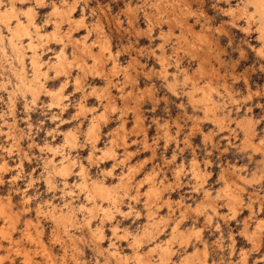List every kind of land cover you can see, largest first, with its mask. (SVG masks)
Masks as SVG:
<instances>
[{
  "label": "rangeland",
  "instance_id": "374dc122",
  "mask_svg": "<svg viewBox=\"0 0 264 264\" xmlns=\"http://www.w3.org/2000/svg\"><path fill=\"white\" fill-rule=\"evenodd\" d=\"M10 2L19 4L21 0ZM23 2L30 7L34 0ZM104 2L107 10L95 18L91 15L96 11L92 0H44L39 7H34L37 11L35 20L43 31L54 30L58 19L60 33L65 35L60 41L49 38L37 48L48 73L43 77L45 87L58 89L64 86V99L60 104L50 105L51 97L45 90L35 103L30 100L29 91H19L16 80L19 62L8 44H5V50L0 48V165L9 169L0 172V181H3L0 183V211L7 213L12 224L10 235L14 240L19 239L16 229L23 230L27 225L33 243L25 245L21 242L20 250L27 252L29 259H36L37 264H48V257L60 264H71L74 257L80 264H89L93 259L100 264H131L141 256V260L145 257L140 260L141 264H181V261L184 264H240L241 252L246 253L247 264H264V238L254 227L259 223L260 201L264 199V146L259 143V139H264V123L260 122L264 114L261 109L264 97L244 99L249 90L264 89L260 58L254 51H249L241 61L243 68L232 65L236 70L228 69L238 56L233 42L238 48L240 37L245 34L239 29L228 31L225 28L227 35L206 36V47L202 49L197 45L192 53L202 65H210L211 59L215 58L225 66V72L218 66L205 68V74H211L210 83L218 95L202 98L183 89L188 96H172L159 76L160 70L153 57L140 58L136 55L137 49H129L128 43L114 40L119 37L121 28L126 27L121 23L126 0ZM169 2L164 0L165 4ZM181 2L176 0L173 16L165 19H172L174 23L180 19ZM214 2L217 8H224L228 0ZM56 4L64 9L73 8L69 20L51 12ZM23 9L18 7L17 13L24 12ZM215 11L209 9L208 15H214ZM145 13L154 23L159 22L150 9H145ZM74 17H83L84 24L78 26ZM139 27L142 29L146 25ZM0 31L6 40L8 31L6 28ZM84 36L87 37L83 39ZM256 36L255 32L246 36L251 37L253 48L259 46ZM82 40L90 43L91 53L80 46ZM62 41L66 42L65 46ZM73 41H77V45L73 46ZM151 43L154 41L149 40L148 44ZM62 47L73 64L67 74L56 77L50 62ZM105 48L109 50L106 52ZM141 48L146 50L145 44L142 43ZM26 63L27 73L31 76L28 58ZM166 71L175 75L172 67ZM240 74L245 75L246 82L239 79ZM66 79L69 82L66 83ZM168 83L175 90L176 83ZM222 87L226 88V93L221 91ZM189 98L196 105L195 114L188 107L181 114L179 108L187 105ZM80 101L87 105V110L79 106ZM98 113L106 115L97 117L99 136L94 141L87 137V129L92 120H97L94 116ZM252 121H256L254 132ZM69 133L76 134L74 144L65 142ZM46 143L55 148H48ZM109 147L116 152L107 157L104 149ZM66 153L75 158L76 163L68 175L61 176L58 166L50 160L54 157L59 161ZM193 160L197 163L193 164ZM204 161L208 162L207 167ZM80 162L87 168L84 178L79 173ZM123 172L126 174L124 181L120 178ZM94 178L110 184L118 196L114 204L112 200L98 199V196L89 201L87 188H77L76 184L83 179L92 185ZM64 180L68 181L67 185ZM152 186L158 192L150 193ZM198 188L200 190L196 191ZM65 189H71V194ZM217 193L223 197V203L217 199ZM232 193L240 194L239 201L232 199ZM29 197L30 211L24 213V202ZM235 202L237 205L251 202L256 215L247 208L238 207ZM64 205L73 206V213L62 211ZM82 205L85 209L93 208L80 213L78 209ZM52 208L59 209V215L53 216ZM233 211L236 212L235 219L230 218ZM89 215L92 228L84 225ZM71 216L76 217V222H70ZM113 225L119 227L115 236ZM4 229L8 231L7 226ZM91 229H101L106 239L97 242L90 234ZM255 230L257 235L250 241L248 237ZM136 235L141 242L136 240L138 243H135ZM4 247L10 251L7 245ZM114 249L121 255L114 257L111 252ZM100 252L103 256L97 255Z\"/></svg>",
  "mask_w": 264,
  "mask_h": 264
},
{
  "label": "snow or ice",
  "instance_id": "6c2138e0",
  "mask_svg": "<svg viewBox=\"0 0 264 264\" xmlns=\"http://www.w3.org/2000/svg\"><path fill=\"white\" fill-rule=\"evenodd\" d=\"M176 0H170L169 3L165 4L164 0H126L124 5V11L121 15L124 16V20L121 22L125 24L126 27H122L120 30L119 37H114V40H119L120 42L128 43L129 49L133 47L137 49L136 55L140 58L144 56L153 57L156 60L157 66L159 68V76L166 83L168 92L172 96L185 95L188 96V92H182L183 89H188L193 96L207 97L209 94L212 96L218 95L216 88L211 86L210 81L212 77L210 72L205 74V68L210 66L220 67V71L225 72V66L219 64L215 58H212L210 65L200 64L199 58L194 57L192 50L199 45L202 49L206 47V36H211L215 38L217 35H227L224 29L232 31L233 29H239L245 34V36L240 37V45L237 48L233 42V48L238 52V56L227 66L228 69L235 71L232 65H238L243 68L244 65L241 63L242 60L246 58V53L249 51H254L255 54L260 58V71L264 72V0H228L224 8H217V4L214 0H187V2H181L180 4V19L176 20L174 23L172 19H165V17L173 16V9L175 7ZM92 3L96 7V11L92 12L91 15L95 18L97 14L101 16L107 10L106 3L104 0H92ZM40 6V0H34L33 6L28 7L26 3L21 0V3H11L10 0H0V9H3V15L9 16L11 19L0 20V30H6L11 33V28H8L9 23L18 22L20 19L27 18L29 24L31 23V13L34 7ZM18 7L27 8V11L16 15V10ZM87 7V6H86ZM167 8L168 11H163ZM145 9H150L153 17L159 22L154 23L153 19H150L148 14L145 13ZM209 9H215V14L208 15ZM226 9V10H225ZM55 10V8H54ZM226 18V20H225ZM83 19V18H82ZM140 24H145L146 27L140 28ZM243 25V27H241ZM99 28V25H97ZM257 33L255 39L259 40V46L256 48L252 47L250 43L251 37L246 38L247 34ZM158 33V36H157ZM27 35V33H24ZM141 37L147 39L141 40ZM154 41V43L148 44V41ZM130 42V43H129ZM145 44L146 50L141 48V44ZM114 46V45H113ZM109 49L105 48L107 52ZM231 50V49H230ZM184 62H181V61ZM194 61V62H190ZM172 67L175 70V75L168 73L166 70ZM147 71V69H146ZM251 71V68L249 69ZM241 81L246 82V77L243 74L239 75ZM233 82H235L236 77H232ZM168 81H174L176 83V88L173 90L172 84ZM214 82V81H213ZM221 91L226 93V88H221ZM260 96L264 97V89H260L256 92L248 91L247 95L244 97L245 101L252 100L253 97ZM185 107L193 111L195 114L196 105L192 103L189 98L187 105H181L179 111L181 114L184 113ZM201 107H203V101H201ZM261 109L264 110V105H261ZM261 123H264V114H262ZM196 122L193 121V124ZM251 124H256V121H252ZM264 135V134H262ZM259 139V138H257ZM205 142L208 141V137H204ZM187 143V140L185 141ZM261 146H264V139H259ZM6 152H10V149H5ZM196 161L193 160V164ZM205 167L208 166V162H203ZM9 171L4 165H0V172ZM61 176L66 175L65 173H60ZM207 177H205L206 179ZM264 180V176H262ZM3 181H0L2 183ZM221 182L224 183L223 178ZM51 184H49V190H51ZM83 185H77V188H82ZM200 189H196L199 191ZM205 195H209L205 193ZM98 199H103V197H97ZM87 199L91 201L92 196L88 195ZM217 199L223 203V197L217 193ZM234 199L239 201L240 194H237ZM31 197L24 202L23 212L28 213L30 211ZM238 207L247 208L250 213L256 215L255 209L251 202L239 203ZM51 207V205H49ZM67 205H64L62 210H66ZM215 212V210H212ZM78 212L87 213L88 210L83 206L79 207ZM39 215V213H37ZM218 215V214H217ZM47 216V213H45ZM110 218V217H109ZM231 219L236 218V212L233 211L230 216ZM55 221V217L52 218ZM90 219L84 221L86 228H90ZM23 224L24 221H21ZM4 226L8 227L6 232ZM219 228V225H216ZM255 229L259 231L262 238H264V199L260 201L259 207V223L254 225ZM12 231V224L10 223L7 213L0 211V264H37L36 259H29L27 252L20 250V244L23 242L25 245L33 243L32 236L28 233L27 225L24 229H16L19 239L14 240L10 235ZM97 242H102L106 239L103 233L98 231H93L90 233ZM116 233L113 231V236ZM256 232L254 231L248 239L253 241ZM128 237H120V239H127ZM5 245H7L10 251L5 250ZM208 254L207 246H205V255ZM37 255H40L39 253ZM47 256V254H44ZM99 256H103V253H97ZM114 255V253H113ZM15 258V259H14ZM48 264H60V261H52L50 257L47 258ZM71 264H80L75 257L73 258ZM89 264H100L96 259H93ZM107 264V262H105ZM131 264H141L139 258L133 260ZM183 264V261H181ZM208 264V262H206ZM240 264H247L245 260V254L240 253Z\"/></svg>",
  "mask_w": 264,
  "mask_h": 264
},
{
  "label": "bare ground",
  "instance_id": "6f19581e",
  "mask_svg": "<svg viewBox=\"0 0 264 264\" xmlns=\"http://www.w3.org/2000/svg\"><path fill=\"white\" fill-rule=\"evenodd\" d=\"M44 2V0H40V4H42ZM179 6V5H178ZM30 7H32V6H30ZM54 8H55V10H54ZM73 8H70V7H68L67 9H64L63 7H61V6H59V5H55L54 7H53V11H51V12H53V14L55 13V14H58L60 17H64V18H66V19H70V14H71V10H72ZM24 11H27V8H24L23 9ZM19 11H21V10H19ZM3 12H4V10L3 9H0V20H5V19H11V17H9V16H4L3 15ZM36 13H37V11H36V9L35 8H33V11H32V13H31V23L29 24V21H28V19L25 17V18H23V19H20L18 22H16L14 25L12 24V23H9L8 25H7V27L8 28H11V33H9L8 32V35H7V37H6V40H5V38H4V36H3V33L0 31V48H2V50H5L4 48H5V44H8V46L10 47V50H12V52L14 53V55H15V57H16V60L19 62V70L16 72V77H17V81H18V83H17V88H19L18 90L19 91H21L20 89H23V91L24 90H26V91H29L30 92V94L32 95L31 96V101L33 102V103H35L37 100H38V98L40 97V95H41V93L45 90L48 94H49V96L51 97L50 98V105H55V104H60L61 102H60V100L62 99H64V98H62L63 97V92H62V90H63V85L62 86H60V87H58V89L56 88V89H52V88H47V87H45V84H44V81H43V77H47L46 75H48V73H47V69H44L43 68V64L42 63H44L43 62V58L41 57V53H40V51L37 49L38 48V46H40V44H45L46 42H48L49 41V38L50 39H54V40H62L63 39V37L65 36V35H63V34H61L60 32V27H58L59 26V24H60V22H58V19H56V21H55V19H54V21L57 23L56 24V27H55V29L54 30H48V31H43L42 29H41V27H40V25L37 23V21L35 20V15H36ZM70 13V14H69ZM16 15L18 16L19 14L17 13V10H16ZM75 18V17H74ZM83 18V17H82ZM72 19H73V17H72ZM60 20H62V19H60ZM59 20V21H60ZM75 20V23L78 25V26H82V24H84L83 23V20L84 19H81V18H75L74 19ZM63 22V21H62ZM72 22H74V21H72ZM71 23V22H70ZM58 25V26H57ZM92 28V27H91ZM71 32V31H70ZM24 33H27V35H25ZM67 34H68V32L66 33V36H67ZM88 34V33H87ZM88 36V35H87ZM87 36H84L83 37V39L85 38V37H87ZM23 38H25L26 40H24ZM72 39V38H71ZM69 40H70V37H69ZM68 40V41H69ZM71 41V40H70ZM63 42V41H62ZM72 42V41H71ZM70 42V43H71ZM64 43V42H63ZM66 43V42H65ZM65 43L63 44L64 46H65ZM73 43H74V45H73ZM73 43H72V45L73 46H75V45H77V41H73ZM79 43H80V41H79ZM90 43H88V41L87 40H82V42H81V44H80V46L83 48V50L86 52L88 49H89V52H90V50H92V48H91V45H89ZM79 48V47H78ZM1 50V51H2ZM79 50H80V48H79ZM77 52H79V51H77ZM2 53V52H1ZM4 53H5V51H4ZM75 53V52H74ZM91 53V52H90ZM7 54V53H6ZM75 55V54H74ZM76 55H77V53H76ZM111 55H112V53H111ZM14 57V58H15ZM74 57L75 56H73V60H74ZM95 57V56H94ZM29 59L30 60V65H31V70H32V74H31V76H29L28 75V73H27V70H26V59ZM98 58V57H97ZM5 59H6V57H5ZM3 60V59H2ZM100 60V59H99ZM49 61V60H48ZM51 63V68L53 67V69L55 70V76L57 77V76H63V75H65V74H67L68 72H69V69H70V66L73 64V62L70 60V58H68V56H67V52H66V50H65V48H61V50H59L57 53H56V56H55V59L53 60V61H51L50 62ZM50 63H48V66H49V64ZM80 66H82V64L80 65ZM16 71V70H15ZM67 80L68 79H66V83H67ZM65 81V80H64ZM63 81V82H64ZM75 81V80H74ZM76 81H78V79H76ZM62 82V83H63ZM68 82H69V80H68ZM106 83H108V82H106ZM173 86V85H172ZM16 88V89H17ZM65 89V88H64ZM16 91V90H15ZM22 92V91H21ZM14 93V92H13ZM12 93V94H13ZM100 93V92H99ZM26 94V93H25ZM28 94V93H27ZM102 94V93H101ZM100 94V95H101ZM191 95V94H190ZM14 96V95H13ZM124 96V95H123ZM193 96V95H192ZM100 97V96H99ZM207 98H208V96H207ZM210 98V97H209ZM11 99H13L12 97H11ZM66 99V98H65ZM111 99V98H110ZM208 101V100H207ZM11 103H14V100L13 101H10ZM9 102V103H10ZM211 102V101H210ZM10 103V104H11ZM208 103V102H207ZM9 104V105H10ZM64 104V103H63ZM14 105V104H13ZM106 105V104H105ZM209 105V104H208ZM57 106V105H56ZM59 106V105H58ZM79 106L80 107H82L84 110H87L88 108H87V105L84 103V102H82V101H80L79 102ZM205 106V105H204ZM215 106V105H214ZM60 107H62V105L60 106ZM210 107V106H209ZM205 108H206V106H205ZM215 108V107H214ZM12 109H13V106H12ZM11 109V110H12ZM90 110V109H89ZM212 110H213V108H212ZM216 110V109H215ZM13 112V111H12ZM104 112V111H103ZM106 112V111H105ZM214 112V111H213ZM101 115H99V113H98V115H96V116H94V118H96L97 119V117L99 118V117H101V118H103L104 117V115H106L105 113H100ZM106 117V116H105ZM251 119V118H250ZM246 120H247V118H246ZM100 121V120H99ZM90 123H91V121H90ZM167 126V125H166ZM98 127H99V122H98V119L97 120H92V123L90 124V127H88L89 129H87V130H89L88 131V134H87V137H91L94 141H96L97 139H98V136H99V134L97 133V130H98ZM74 130V129H73ZM69 132V131H68ZM75 132V131H74ZM87 132V131H86ZM254 132V131H253ZM76 133V132H75ZM245 133V132H244ZM76 135V134H75ZM75 135L73 134V133H69V135L68 136H66V141L65 142H67V143H70V144H74L75 143ZM250 136V135H249ZM90 138V139H91ZM77 142V141H76ZM92 142V141H91ZM78 144V143H77ZM67 145V144H66ZM111 145V144H110ZM46 146L48 147V148H50V149H54L55 148V146H53L51 143L49 144V143H46ZM15 147V146H14ZM58 147H59V145H58ZM71 147V146H70ZM96 147V146H95ZM106 147H108V146H106ZM97 148V147H96ZM103 148V147H102ZM57 150V149H56ZM93 151V150H92ZM91 151V152H92ZM114 152H116V151H114L113 149H111L110 147L108 148V149H104V154L105 155H107V157L108 156H113L114 155ZM95 153V152H94ZM103 154V155H104ZM90 155V154H89ZM94 155V154H93ZM99 155H100V153H99ZM91 157V156H90ZM95 157V156H94ZM98 157V156H97ZM30 158V157H29ZM96 160V159H95ZM191 161V160H190ZM50 163H53L55 166H58V172H61V173H65L66 175H68L69 174V171H70V169H71V167L76 163V160H75V158H73L72 156H70V154L69 153H66V154H63L62 156H61V159H59V161H56V158H54V157H52L51 158V160H50ZM197 163V162H196ZM79 173H80V175L84 178V176H85V174H86V166H85V164L84 163H82V162H80L79 163ZM56 171V172H57ZM88 171V170H87ZM110 171V170H109ZM233 171V170H232ZM55 172V173H56ZM208 172V171H207ZM57 174V173H56ZM111 174H112V172H111ZM87 175V174H86ZM89 175V174H88ZM70 176V175H69ZM68 176V177H69ZM121 176V175H120ZM125 176H126V174H125V172H123L122 173V176L120 177L121 178V180L122 181H124L125 180ZM201 178V177H200ZM95 180H93L92 181V185H89L88 183H87V180L86 179H83L82 181H80V183H79V185H83V188H87V194H86V196L88 197V195H91L92 196V198L94 197V196H100V197H103L104 199L106 198V199H110V201L112 200L113 201V204L117 201L116 200V198L118 199V196H116L115 194L116 193H113V190L110 188V184L108 185V184H106V183H104L102 180L100 181V180H98V179H96V178H94ZM81 180V179H80ZM226 180V179H225ZM235 181V180H234ZM119 182H121L120 180H119ZM64 183H65V185H67V183H68V181L67 180H64ZM122 183V182H121ZM126 183V182H125ZM114 184V183H113ZM76 186H77V184H76ZM111 186H112V184H111ZM121 186V185H120ZM125 186V185H124ZM123 186V187H124ZM137 187V186H136ZM150 188H152V190H151V192L150 193H155V192H158L157 191V189L155 188V186H152V187H150ZM223 188V187H222ZM234 188V187H233ZM227 189H228V187H227ZM150 190V189H149ZM237 190V189H236ZM227 191V190H226ZM238 191V190H237ZM65 192L66 193H69V194H71V192H72V190L71 189H68V190H66L65 189ZM84 192H85V190H84ZM149 192V191H148ZM147 192V193H148ZM239 193V192H238ZM61 194V193H60ZM226 194H229L230 195V193H227L226 192ZM149 195V194H148ZM153 195V194H152ZM232 195V199L234 200V197L233 196H236V195H234L233 193L231 194ZM229 198H230V196H228ZM149 198V197H148ZM231 200V199H230ZM213 201V200H212ZM216 201V200H215ZM235 201V200H234ZM231 202H232V200H231ZM237 202V201H236ZM236 202H235V204H236ZM96 203V202H95ZM100 203V202H99ZM97 204V203H96ZM239 204V203H238ZM116 205V204H115ZM237 205V204H236ZM12 206V205H11ZM55 206V205H54ZM83 206V205H82ZM85 206H87V205H85ZM108 206V205H107ZM117 206V208L119 209V206L118 205H116ZM6 207V206H5ZM103 207V206H102ZM89 208H90V206H89ZM93 208V207H92ZM91 208V209H92ZM106 208H109V207H106ZM53 209V211L55 212H53V216L54 215H56L57 213H58V211H60L59 209L58 210H56L55 208H52ZM86 209H88V208H86ZM90 209V210H91ZM50 210V209H49ZM89 210V209H88ZM89 210V211H90ZM106 210V212L108 211V209H105ZM121 210V209H120ZM233 210H235V208L233 209ZM62 211H64V210H62ZM66 211L67 212H69V213H73V211H74V207L73 206H68L67 207V209H66ZM199 211V210H198ZM94 212V211H93ZM103 212H104V210H103ZM108 213V212H107ZM114 213V212H113ZM112 213V214H113ZM58 215H59V213H58ZM109 215V214H108ZM90 216V215H89ZM92 218V217H91ZM15 219V218H14ZM70 222H76V217L74 216H71L70 218ZM16 220V219H15ZM56 221V220H55ZM67 223V222H66ZM90 224H91V227L90 228H92V223H91V221H90ZM100 226V225H99ZM96 228V227H95ZM118 226L117 225H113V231H115V233L117 234L118 233ZM92 230V229H91ZM95 230V229H94ZM93 231V230H92ZM96 231H97V229H96ZM98 232H100V233H102L103 231L100 229V230H98ZM126 232V231H125ZM255 232H256V230H255ZM127 233V232H126ZM125 233V234H126ZM141 233V232H140ZM175 233H177V232H175ZM175 233H174V235H175ZM253 233V232H252ZM104 234V233H103ZM124 234V233H123ZM124 234V235H125ZM256 235H257V233H256ZM179 236V235H178ZM140 239V237H138V235H136V237H135V243H138L136 240H139ZM257 240V239H256ZM140 242H141V240H139ZM168 245V244H167ZM258 245V244H257ZM170 246V245H169ZM166 248V247H165ZM162 249V248H161ZM164 249V248H163ZM170 250V249H169ZM164 251H165V249H164ZM166 251H168V247L166 248ZM111 252H112V255H113V253H114V257L115 256H120L121 255V252L120 251H118V250H111ZM139 253V255L138 254H136V255H138V257L140 256V252H138ZM168 253V252H167ZM198 253V252H197ZM36 254V253H35ZM142 254V253H141ZM166 254V253H165ZM246 254V253H245ZM143 255V254H142ZM145 255V254H144ZM143 255V256H144ZM125 256V255H124ZM160 256H162V254H160ZM126 257V256H125ZM137 257V256H136ZM142 257V256H141ZM141 257H139V258H141ZM164 257V256H163ZM120 258V257H119ZM145 257H143V259H144ZM117 259V258H116ZM122 259V258H121ZM123 259H124V257H123ZM137 259V258H136ZM142 259V260H143ZM127 259H124V261H126ZM139 260H141V259H139ZM141 260V261H142ZM145 260V259H144ZM64 261V260H63ZM147 261V260H146ZM145 261V262H146ZM85 262V261H84ZM127 262V261H126ZM144 262V263H145ZM84 264V263H83ZM146 264V263H145ZM184 264V263H183Z\"/></svg>",
  "mask_w": 264,
  "mask_h": 264
}]
</instances>
